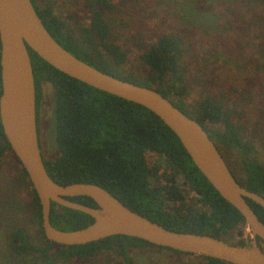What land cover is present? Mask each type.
I'll return each mask as SVG.
<instances>
[{"label":"trees","instance_id":"1","mask_svg":"<svg viewBox=\"0 0 264 264\" xmlns=\"http://www.w3.org/2000/svg\"><path fill=\"white\" fill-rule=\"evenodd\" d=\"M110 1L87 0L85 5L90 17L87 23H82V19L73 21L70 16L63 18L55 14L48 4L39 8L36 0H31L43 26L62 48L107 75L153 89L169 100L204 129L220 154L221 148L238 154L242 177L238 179L227 164L231 173L246 190L264 197V141L259 147L246 134L241 113L229 105L224 94H209L187 102L186 71L182 67L187 47L178 36L161 35L156 43L139 47L144 74L125 71L128 53L111 40V28L105 17L113 7ZM258 2L259 9L264 11V0ZM259 26L262 31L257 35L258 49L264 53V19ZM27 49L34 77L37 121L42 85L47 83L52 89L51 130L57 156L45 159L40 140L39 146L45 170L54 183L60 186L93 184L132 212L167 230L210 236L244 246L243 240L232 244L229 238L233 231L244 226L243 216L212 187L176 135L157 116L135 103L68 77ZM8 153L32 187L0 123V156ZM32 196L28 223L39 232L43 245L32 242L25 225L12 226L7 242L16 257H33L42 264H68L75 260L86 263L99 255L111 254L121 264H138L131 254L133 250L157 249L173 256L189 255L122 235L78 246L52 243L43 234L40 205L33 188ZM68 200L97 208L88 197ZM246 202L264 224V210L249 199ZM50 223L59 230L75 231L91 225L93 219L51 202ZM258 243L264 245L259 239ZM197 257L206 264H229Z\"/></svg>","mask_w":264,"mask_h":264},{"label":"water","instance_id":"2","mask_svg":"<svg viewBox=\"0 0 264 264\" xmlns=\"http://www.w3.org/2000/svg\"><path fill=\"white\" fill-rule=\"evenodd\" d=\"M0 123L4 136L37 195L45 238L59 245L78 246L111 236L138 238L156 247L205 256L229 264H264V224L247 204L264 210V197L246 190L231 173L204 129L153 89L107 75L62 48L47 32L31 0H0ZM54 69L94 89L135 103L157 116L179 139L196 168L219 195L244 218L250 244L231 245L210 236L179 233L132 212L93 184L60 186L48 176L39 146L33 70L28 49ZM84 196L97 208L68 200ZM51 202L90 216L93 223L63 231L50 223ZM242 233H238L241 237Z\"/></svg>","mask_w":264,"mask_h":264},{"label":"rangeland","instance_id":"3","mask_svg":"<svg viewBox=\"0 0 264 264\" xmlns=\"http://www.w3.org/2000/svg\"><path fill=\"white\" fill-rule=\"evenodd\" d=\"M87 0H36L41 8L48 4L55 14L71 20L89 21ZM259 0H111L106 12L111 40L128 53L124 70L135 74L146 72L141 60V45L156 43L161 35H175L187 49L182 61L188 86L187 102L205 95L222 93L230 106L241 113L246 134L260 147L264 141V53L258 49V33L262 31L264 11ZM52 89L42 85L38 121L39 140L45 159L57 156L53 143ZM260 149V148H259ZM225 163L241 179L238 154L220 149ZM154 159L157 157L154 156ZM161 161V160H160ZM227 165V166H228ZM164 168V165H163ZM32 188L21 174L11 154L0 156V264H42L33 257H16L8 249V233L12 226L25 225L32 242L43 245L36 228L28 223L32 209ZM241 232V237L238 233ZM230 243L239 240L250 244L251 235L244 227L230 235ZM263 249L264 245L258 243ZM138 264H206L194 256H173L157 249L133 250ZM56 264H63L57 262ZM121 264L111 254L99 255L86 263Z\"/></svg>","mask_w":264,"mask_h":264},{"label":"flooded vegetation","instance_id":"4","mask_svg":"<svg viewBox=\"0 0 264 264\" xmlns=\"http://www.w3.org/2000/svg\"><path fill=\"white\" fill-rule=\"evenodd\" d=\"M38 121H39V118H38ZM38 121H37V117H36L37 131H38ZM38 138H39V132H38Z\"/></svg>","mask_w":264,"mask_h":264}]
</instances>
